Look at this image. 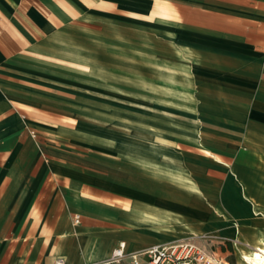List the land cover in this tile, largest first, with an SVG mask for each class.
Wrapping results in <instances>:
<instances>
[{
	"label": "crops",
	"instance_id": "obj_1",
	"mask_svg": "<svg viewBox=\"0 0 264 264\" xmlns=\"http://www.w3.org/2000/svg\"><path fill=\"white\" fill-rule=\"evenodd\" d=\"M262 180L264 0H0V264H216L264 233Z\"/></svg>",
	"mask_w": 264,
	"mask_h": 264
},
{
	"label": "built area",
	"instance_id": "obj_2",
	"mask_svg": "<svg viewBox=\"0 0 264 264\" xmlns=\"http://www.w3.org/2000/svg\"><path fill=\"white\" fill-rule=\"evenodd\" d=\"M126 255L125 244H120L113 249L110 260L119 261ZM144 255L147 264H211L207 249L196 242L155 245L148 248ZM54 264H64L63 258L59 257Z\"/></svg>",
	"mask_w": 264,
	"mask_h": 264
},
{
	"label": "rangeland",
	"instance_id": "obj_3",
	"mask_svg": "<svg viewBox=\"0 0 264 264\" xmlns=\"http://www.w3.org/2000/svg\"><path fill=\"white\" fill-rule=\"evenodd\" d=\"M163 60H167L165 58H162ZM179 77L180 81L185 83L186 82V77H185V71L182 67H178V66H173L171 67L169 63L166 62H162V63H157V77H158V82L161 83L159 84V86L162 87H170L171 86V81L175 82L176 81V77ZM174 78V80L172 79ZM172 79V80H171ZM148 83V80H147ZM175 86V84H174ZM259 189L262 190L263 195H264V180L259 181L257 183ZM259 212H261L262 214H264V206H259L258 207ZM264 233L262 234H258L255 237V240L253 241V243H250L248 245V243H242L240 245L237 246V249L234 252L231 253H224L223 255L218 253V255H216V259L214 260V262L216 264H245L244 259L242 258L241 252L243 250L248 251L250 250L253 246L254 247H258L261 243L259 242V238L260 236H263Z\"/></svg>",
	"mask_w": 264,
	"mask_h": 264
},
{
	"label": "bare ground",
	"instance_id": "obj_4",
	"mask_svg": "<svg viewBox=\"0 0 264 264\" xmlns=\"http://www.w3.org/2000/svg\"><path fill=\"white\" fill-rule=\"evenodd\" d=\"M242 258L245 264H264V246L256 250L243 253Z\"/></svg>",
	"mask_w": 264,
	"mask_h": 264
}]
</instances>
